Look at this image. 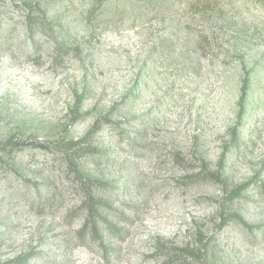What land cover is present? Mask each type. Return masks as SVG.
<instances>
[{"label":"rangeland","instance_id":"obj_1","mask_svg":"<svg viewBox=\"0 0 264 264\" xmlns=\"http://www.w3.org/2000/svg\"><path fill=\"white\" fill-rule=\"evenodd\" d=\"M0 264H264V0H0Z\"/></svg>","mask_w":264,"mask_h":264},{"label":"trees","instance_id":"obj_2","mask_svg":"<svg viewBox=\"0 0 264 264\" xmlns=\"http://www.w3.org/2000/svg\"><path fill=\"white\" fill-rule=\"evenodd\" d=\"M247 88H248L247 83H245L244 86H243V99H242L243 101H244V98H245V96L247 94Z\"/></svg>","mask_w":264,"mask_h":264}]
</instances>
